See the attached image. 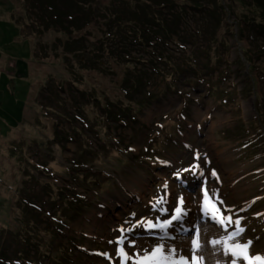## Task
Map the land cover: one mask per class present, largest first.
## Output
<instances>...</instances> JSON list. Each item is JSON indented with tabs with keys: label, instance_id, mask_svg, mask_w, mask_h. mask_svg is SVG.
<instances>
[{
	"label": "rangeland",
	"instance_id": "rangeland-1",
	"mask_svg": "<svg viewBox=\"0 0 264 264\" xmlns=\"http://www.w3.org/2000/svg\"><path fill=\"white\" fill-rule=\"evenodd\" d=\"M114 1L89 0L88 4L103 13L109 11ZM121 1L128 4V10L129 5L141 4V0ZM191 1L190 4L196 1L208 4V0ZM219 2L241 20L264 21V0ZM30 5L27 0H0V257L5 256L12 262L19 260V253H26L20 234L27 233L29 227L22 228V220H29L34 232L37 230L40 239L36 243L42 253L49 252L53 245L69 249V257H63L71 259L67 264H73L72 261L74 264H125L120 247L132 256L145 250L151 252L157 244H164L166 249L175 245L178 255L191 258L195 227L201 231L202 248L197 254L203 256V264H230L232 257L224 255L225 242L231 245L251 240L250 254L264 256V149H260L264 142L253 131L239 137L256 116V100L254 96H246L245 90L241 91L245 86L240 77L242 70L229 67L226 62V59L242 58V47L251 48L253 61L247 66L264 69V44H249L240 38L233 15L224 17L236 34L232 40L226 29L214 33L209 22L204 24L205 13L198 12L196 16L189 13L188 20L194 28L191 37L181 32L172 39L178 47L187 46L186 54L191 52L198 61L203 81H211L218 88L215 93L227 95L226 102L216 103L202 81L195 88L182 85L181 81L176 90L167 92L162 78L154 74L148 77L145 91L159 96V101L135 113V122L126 118L120 126L110 116H103L102 108L110 106L115 119L117 114H124L122 107H136L142 101L135 87L129 85V77L135 78L129 75L131 65L106 52L97 57L101 62L99 67L93 65L92 69L85 70L76 63L81 56L75 62L70 60L75 57L72 53L65 54L63 44L67 37L57 30L44 33L38 30V33L35 27H28L34 18L28 9ZM166 12H160V16L166 17ZM131 17L127 18L132 20ZM23 19L28 26L22 23ZM133 23L122 24L129 29ZM152 26L153 34L162 37L165 24ZM106 29L104 22L95 20L89 27L73 30L71 39L84 34L91 45L109 43L104 36ZM122 32L126 31L120 27L111 29L119 39ZM29 36L33 41L27 47L24 38ZM126 39L128 36L123 37V41ZM223 39L231 42L230 48L218 46L224 63L213 71L205 70L207 50ZM255 51L263 57L257 60L252 54ZM174 54L178 55L179 50ZM140 76L147 80L145 74ZM250 76L257 83L256 93L264 95L262 74L256 70ZM186 80L194 81V78ZM45 86L50 88L44 90ZM177 91L178 94L189 92L190 96L181 97ZM50 93L56 96L53 98ZM95 98L98 101H93ZM179 122L183 124L181 137L176 144L167 146V152L162 151L166 164L158 168L146 161L137 167L136 161L146 160L144 155L151 152L148 147L157 149L164 135ZM56 131L59 139L53 140ZM253 142L260 148L255 149ZM167 166L171 167L169 173ZM33 174L37 182L31 179ZM48 183L63 187L67 190L66 197L83 204L76 213L78 216L65 217L67 210L61 209L66 202L56 199L58 191L47 187ZM48 193H52L54 201H46ZM181 197L186 214L182 221L174 222L167 229L176 240L161 239L164 232L154 229L149 233L140 224L170 219L174 209L180 206ZM203 197L225 217L242 218L244 233L228 240L236 225L216 223L201 205ZM160 198L163 201L157 205ZM25 201L33 207L39 206L42 213L37 212V207L25 209ZM58 205L62 207L58 209ZM181 227L192 231L185 235ZM121 237L123 245L117 243ZM133 240L135 247L130 246ZM212 240L221 243L213 247ZM38 259V264H54L52 257ZM126 264L133 261L129 259ZM237 264L245 262L238 260Z\"/></svg>",
	"mask_w": 264,
	"mask_h": 264
},
{
	"label": "trees",
	"instance_id": "trees-1",
	"mask_svg": "<svg viewBox=\"0 0 264 264\" xmlns=\"http://www.w3.org/2000/svg\"><path fill=\"white\" fill-rule=\"evenodd\" d=\"M179 1L180 2H176V0H141L140 5L135 4V7H131L129 5L128 10L127 3H124L121 0H115V3L112 4L108 12L100 13L102 11H99L96 6H94L93 4H88L89 0H27L28 4H31V8L29 7L28 9H31V14L34 16V18H32L31 21V18L29 17V20L31 21L30 26H28V24L26 23V19H23L24 21L22 23L24 25L27 24L26 26L31 28L32 26L35 27L37 32L38 30L42 33L55 32V30H57V32L59 31V33H61L64 38L67 37L63 44L65 54L72 53L73 56H75L73 58H70L71 61H75L79 56H81L80 60H77V62H75L83 65V68L85 70H87L88 68L92 69L93 65L99 67L101 62L97 59V57L105 54L106 52L109 53L110 56H114L118 61L120 60L122 62H127L131 66L133 65L132 67L129 66V75H132L135 78L129 77V85L135 87L138 96L143 97L142 101L140 103H136V107L130 105L128 107H122V112H124V114H117L115 119H113L115 112L112 111L110 106L104 107L107 109L106 111L104 108H102L103 116H110V119L117 122V124L121 126L124 124L126 118H128L130 122H135V113L141 111L151 102L159 101V96H153L150 91H145L146 87L149 84V82H147L149 80L148 77L150 78V76H153L154 74L162 78L164 88L167 92H173L174 90H176L177 86H179V82L181 81H183L182 85L188 87L192 86L194 88L201 83L200 81H202L203 85L208 88L207 94L216 103H220L221 101L226 102L227 95L215 93L218 88L216 86H213L211 81H203L204 75L199 68L200 66L198 64V61L195 60V57L191 52H189V54H186V51L188 50L187 46H185L184 44H180V46L178 47V45H176L175 41L172 39L173 36H178V34H180L181 32H185V35L187 37H191V31H194V28L192 29L191 21L188 20L189 13H191V16H196V13L198 12L205 13L206 18L204 20L206 22L203 23L206 24L207 22H209L214 33L219 32V30L221 29H226L227 33L232 36V40L233 35L237 34L240 38H243L249 44H257L258 42L264 44V21H256L254 18L248 21L241 20L235 13H232V10H230V8L225 7V4H220L219 0H208V4H201L199 3V1L190 4L189 2L191 0ZM229 1L232 2V0ZM262 9L264 12L263 4ZM164 10L168 12L165 13L166 17H164L163 15L160 16V12H164ZM130 15L132 16V20H129L127 18ZM231 15L235 17V22H233V24L237 27L236 34L233 33V29L230 28V26L232 28L233 26L224 21L225 16L230 17ZM122 19L126 20L124 21L125 24H128V22L130 21H133L134 23L131 24L128 29L126 28L127 26H123L122 23L124 22L122 21ZM95 20L104 22L105 25L108 26V29L105 30L104 36L106 38V41H108L109 43L103 42L102 44H98L97 46L94 44L91 45L87 38L83 36L84 34H82V36H80L76 40L71 39L73 30H82L86 27H89L90 24ZM159 24L160 26L165 24V28L163 29V38L154 35L151 29L154 27L152 25L158 27ZM119 27L127 32L119 33L120 39L117 34L115 35L114 33H111L112 28ZM124 33L125 35H122ZM124 36H128V39L123 41ZM234 37L237 38V36ZM24 39L25 42L28 43L27 47H29V42L31 40L33 41L32 37H25ZM126 41L129 42L126 43ZM188 43L191 42L189 41ZM215 45L216 46L211 45L207 50L208 63L204 66L205 70L207 69L208 71H213L216 66L219 67L224 63L222 57H220L219 55L218 46H222V48H230L231 42L229 40L225 41V39H223L221 42ZM134 50L138 51V55H136V52ZM178 50L179 54L175 55L174 52ZM241 50L242 58L234 61L226 59V62L229 67L230 65L237 66L236 69L238 71L242 70L240 77L242 78V82L245 83V86H243L241 91L245 90L246 96L248 97H255L256 116L254 119L249 121L247 130L241 132V136L239 137H246L242 135L246 134L247 132L250 133V131H253L255 134L260 136L262 141L264 142V95L256 93L255 89L257 83L250 76L252 71L257 70L264 77V69H262V67L260 66H257L255 68L248 67L247 65L253 61V58L251 56L252 50L251 48L247 49L244 47H242ZM252 54L256 56L257 60L263 57L262 54L257 55L256 51ZM177 59H179L180 62L174 63L177 62ZM23 64L26 65V63ZM139 66H141L142 68L139 69ZM140 74H145L147 76V80L143 76L138 77ZM191 77L194 78V81L186 80L190 79ZM68 83L70 84L71 81H68ZM42 88L46 90L50 87L45 86ZM79 92L83 96V92ZM53 93L50 94L54 98L56 94ZM132 93H134L133 90ZM177 95H180L181 97H188L190 96V93L186 92L185 94H178L177 91ZM93 101L98 100L97 98H95L93 99ZM129 103L132 102L129 100ZM76 109L78 111L80 107L77 105ZM188 112L189 111L186 110V115ZM159 128L161 130L163 129V127ZM182 131V122L173 125V128L170 129L166 135H164V139L157 149L153 150V148L148 147V150L151 152H148V154H146L147 156L144 155L146 157V160H144L143 158H139V160L136 161L137 167L141 166L146 161H148L150 165H154L155 167L160 163L165 164L166 159L161 156L163 155L162 151L164 150L167 152L166 149L169 144H176V140L178 137H181ZM163 132L166 133V131ZM57 138L59 139V134L56 131L53 140ZM34 143L36 145H40L37 142ZM149 143H152V141H150ZM251 145L255 147V149H258L259 147L257 142H253L251 143ZM260 149H264V143H262ZM148 162L146 164H148ZM150 162L154 164H151ZM146 172L148 173L147 170ZM77 176L79 177V175ZM31 177L34 182H37V178L34 174L31 175ZM95 184L96 186H101V184ZM46 186L49 188L54 187L56 191H58L56 199L62 202H66V204H62L63 207L58 205V209L62 207V212L67 210L65 217L73 219L75 216L79 215L76 213L78 212L79 207L83 205L80 201H77L76 199L72 200L71 198L66 197L68 196L65 194L67 193V190H64L63 187L57 186L55 183H48L46 184ZM8 187L11 188V185H8ZM51 194L52 193L47 194L48 199L46 201H54V199L52 200ZM23 205L25 209L29 210L30 208L33 209L37 207V212L42 213L41 208L36 204H34L35 207H33L28 201H25L23 202ZM71 207L72 211H68V209ZM28 221H21V223L23 224L22 228H29L27 233L20 234V236L22 235V239H20L21 242L25 247H27L26 253H19V260L11 259L12 262H9L7 257L4 256V258L3 256H1L0 264H38V257L40 256L43 258L52 257V262L54 264H61L62 262H65L64 264H67L68 262H70V258L69 260L63 259V257L65 256L69 257V249L67 250L62 246L59 247L53 245L52 249H50L49 252L42 253L38 243H36V239H40L36 235L37 230L36 232H34L35 230L33 229V226L30 225L31 223L30 221ZM57 230V234H59L60 229ZM61 250H63V252ZM53 252H59V254L54 255ZM72 263L74 264L75 262L72 261Z\"/></svg>",
	"mask_w": 264,
	"mask_h": 264
},
{
	"label": "snow or ice",
	"instance_id": "snow-or-ice-1",
	"mask_svg": "<svg viewBox=\"0 0 264 264\" xmlns=\"http://www.w3.org/2000/svg\"><path fill=\"white\" fill-rule=\"evenodd\" d=\"M205 196L207 197V191H205ZM162 201L163 198L158 199L156 202L157 205L160 204ZM183 203L184 200L183 197H181L179 199L180 206H177L174 209V214L171 216L170 219L159 223H154L153 221L149 220L146 222V225L144 221H141L140 224L144 225L146 231H148L149 233H151L154 229H159L161 232H164V236H162L161 239L167 238L171 240H176L177 237L170 235L167 232V229L173 227L174 222L182 221L183 217L186 214L183 208ZM205 207L211 213V218L219 225L224 226L226 223H234L236 225V231L229 235L228 240H233L235 237L241 236L244 233L245 229L241 226L242 218L233 220L231 216L225 217L223 213H221L220 210L214 205H211L207 199L205 201ZM121 231L123 232L125 230L122 228ZM128 231H131V229H129ZM180 231L186 235L187 232L192 231V229H183L181 227ZM109 243H112V241H109ZM117 243L123 245L124 238L121 237L120 240L117 241ZM135 243V240L131 241L130 246L135 247ZM210 243L213 245V247H215L216 245H219L221 241L212 240L210 241ZM252 243L253 242L251 240H248L244 243L237 242L231 245H228L227 242H225L224 255L232 257L230 264H237L238 260H243L245 264H264V256L250 254L249 250ZM191 244L193 252L191 258H188L184 255H178L177 248L175 245H172L171 247H168L166 249L164 244H157L156 246H154L151 252L145 250L143 254L137 252L132 256H129V254L124 250L123 247H120L119 252L124 258L125 264L129 259L133 261V264H203V256L197 254L202 248L201 231L199 227H195V236L194 238H192ZM103 255L107 256L108 254L104 253Z\"/></svg>",
	"mask_w": 264,
	"mask_h": 264
}]
</instances>
